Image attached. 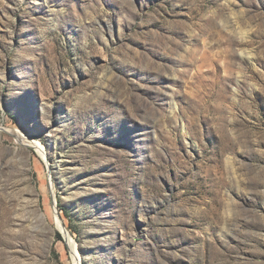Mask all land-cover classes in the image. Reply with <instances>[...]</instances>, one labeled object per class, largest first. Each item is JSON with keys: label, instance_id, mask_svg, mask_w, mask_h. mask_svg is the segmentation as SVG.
<instances>
[{"label": "rangeland", "instance_id": "1", "mask_svg": "<svg viewBox=\"0 0 264 264\" xmlns=\"http://www.w3.org/2000/svg\"><path fill=\"white\" fill-rule=\"evenodd\" d=\"M0 264H264V0H0Z\"/></svg>", "mask_w": 264, "mask_h": 264}, {"label": "bare ground", "instance_id": "2", "mask_svg": "<svg viewBox=\"0 0 264 264\" xmlns=\"http://www.w3.org/2000/svg\"><path fill=\"white\" fill-rule=\"evenodd\" d=\"M22 139H23V138H22ZM42 155H44V154H42ZM57 224H58V225H57V226H58V229L61 230V231H63L64 233H66V232H65V229L62 228V224H60V223H58V222H57ZM66 237L68 238V235H67V234H66ZM68 240H69V238H68Z\"/></svg>", "mask_w": 264, "mask_h": 264}, {"label": "trees", "instance_id": "3", "mask_svg": "<svg viewBox=\"0 0 264 264\" xmlns=\"http://www.w3.org/2000/svg\"><path fill=\"white\" fill-rule=\"evenodd\" d=\"M56 239H57V240H62L61 234L58 233V232L56 233Z\"/></svg>", "mask_w": 264, "mask_h": 264}, {"label": "water", "instance_id": "4", "mask_svg": "<svg viewBox=\"0 0 264 264\" xmlns=\"http://www.w3.org/2000/svg\"><path fill=\"white\" fill-rule=\"evenodd\" d=\"M62 228L64 229L63 225H62ZM58 231H59L60 234L63 236V239L67 242V239H66V237H65L64 234H63V231H60V230H58Z\"/></svg>", "mask_w": 264, "mask_h": 264}]
</instances>
